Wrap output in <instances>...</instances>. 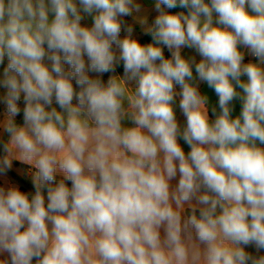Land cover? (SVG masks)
<instances>
[{
    "label": "clouds",
    "instance_id": "1",
    "mask_svg": "<svg viewBox=\"0 0 264 264\" xmlns=\"http://www.w3.org/2000/svg\"><path fill=\"white\" fill-rule=\"evenodd\" d=\"M141 9L0 0V264H264V0Z\"/></svg>",
    "mask_w": 264,
    "mask_h": 264
},
{
    "label": "crops",
    "instance_id": "2",
    "mask_svg": "<svg viewBox=\"0 0 264 264\" xmlns=\"http://www.w3.org/2000/svg\"><path fill=\"white\" fill-rule=\"evenodd\" d=\"M138 2L142 5V9H141V12L138 13L137 15L138 16H147L148 23L150 24L154 20L155 16L157 15L156 11L154 10L155 0H138ZM124 19L127 23H130V24L133 23L132 17H125ZM82 23L90 26L92 24L91 17H85V19L82 20ZM133 26L135 29L134 36L136 38H138L140 40V42L145 37L149 36V35L143 34L142 28L139 24H133ZM124 34H125L124 32L121 33L122 36ZM182 54L185 56L195 55L193 50H190L187 48L183 49ZM165 55H166V57L169 55V53L167 52L166 49H165ZM199 59H200V57L197 56V60H199ZM249 59H252V58L246 55V61ZM116 74H118V75L123 74L122 64L117 67ZM90 75L94 76L95 74L90 73ZM109 75H111V73L104 74V76L102 78L106 81ZM200 89L203 93H206L208 95L210 104L214 105L217 103L218 97L215 95V93L212 89L207 87L206 84H200ZM22 106H23V102L21 101V107ZM4 111H5V108L1 109L0 114H2ZM239 111H240V105H239V102H236V110L234 112V115H238ZM177 116H178V119L181 122H183V117L180 115L179 110H177ZM16 119L17 120L19 119L20 123H22L23 122L22 121V114L20 116H18ZM180 143L183 145V141H180ZM183 146H184L185 152H187L189 150L188 146L187 145H183ZM12 163H13V166H12V169L9 171L10 173L8 172L6 177H0V183H4L5 181H7L9 183L17 184L21 188L23 186V182H22V180H23L25 182L28 190L33 191L34 189L32 187V183H31L29 166L20 162V161H17V160H13ZM60 178H61L60 176H57L58 180ZM173 183H175V181H173Z\"/></svg>",
    "mask_w": 264,
    "mask_h": 264
},
{
    "label": "trees",
    "instance_id": "3",
    "mask_svg": "<svg viewBox=\"0 0 264 264\" xmlns=\"http://www.w3.org/2000/svg\"><path fill=\"white\" fill-rule=\"evenodd\" d=\"M170 11H173V12L186 11V9L176 8V9H171ZM150 41H151V37L149 35V36L145 37L141 41V43H149ZM5 63H6V61H5ZM3 67H4V65H0V71H2ZM3 108H5V106L2 103H0V110L3 109ZM17 122L20 123V120L18 119ZM22 182H23V186L21 187V190H23V191H29L28 188H27V186H26V184H25V182L23 180H22ZM69 185H70V182H69ZM261 254H264V252H262Z\"/></svg>",
    "mask_w": 264,
    "mask_h": 264
},
{
    "label": "rangeland",
    "instance_id": "4",
    "mask_svg": "<svg viewBox=\"0 0 264 264\" xmlns=\"http://www.w3.org/2000/svg\"><path fill=\"white\" fill-rule=\"evenodd\" d=\"M248 250L253 252V253H255V249L254 248H249Z\"/></svg>",
    "mask_w": 264,
    "mask_h": 264
}]
</instances>
